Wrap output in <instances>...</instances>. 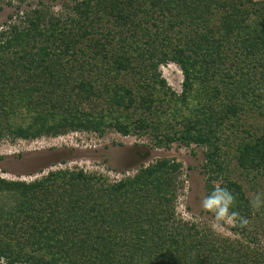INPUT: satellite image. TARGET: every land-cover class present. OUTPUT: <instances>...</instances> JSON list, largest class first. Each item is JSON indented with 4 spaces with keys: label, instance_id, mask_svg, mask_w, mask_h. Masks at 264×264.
Returning a JSON list of instances; mask_svg holds the SVG:
<instances>
[{
    "label": "trees",
    "instance_id": "trees-1",
    "mask_svg": "<svg viewBox=\"0 0 264 264\" xmlns=\"http://www.w3.org/2000/svg\"><path fill=\"white\" fill-rule=\"evenodd\" d=\"M41 4L0 33V142L115 132L203 148L206 193L220 181L249 224L221 238L180 218L173 158L114 182L83 169L0 177V264H264V208L249 206L264 191V0Z\"/></svg>",
    "mask_w": 264,
    "mask_h": 264
},
{
    "label": "rangeland",
    "instance_id": "rangeland-1",
    "mask_svg": "<svg viewBox=\"0 0 264 264\" xmlns=\"http://www.w3.org/2000/svg\"><path fill=\"white\" fill-rule=\"evenodd\" d=\"M73 0H2L0 1V33L20 23L24 14L43 3L50 11L61 13L65 4ZM41 2V3H40ZM162 76L177 93L182 92L183 73L174 63L160 68ZM173 158L183 164L184 189L177 201V213L184 221L195 223L221 238H236L233 227L214 228L211 214L206 213L200 200L206 194L201 172L204 150L196 146L174 145L171 150L151 148L149 140L137 136L124 137L109 133L99 137L95 133L74 132L57 138L34 141L0 142V177L31 182L59 169H83L88 173H101L110 181L133 176L143 165L158 159ZM264 190V178L258 179ZM248 184V183H247ZM254 193V192H251ZM250 193V194H251ZM261 241L264 246V237Z\"/></svg>",
    "mask_w": 264,
    "mask_h": 264
},
{
    "label": "clouds",
    "instance_id": "clouds-1",
    "mask_svg": "<svg viewBox=\"0 0 264 264\" xmlns=\"http://www.w3.org/2000/svg\"><path fill=\"white\" fill-rule=\"evenodd\" d=\"M214 187L200 200L201 208L211 214L214 228L223 230L226 226L244 228L249 224V219L242 216L237 210V197L227 187L222 186L220 181H214ZM249 206L260 211L264 208V191L250 194Z\"/></svg>",
    "mask_w": 264,
    "mask_h": 264
}]
</instances>
